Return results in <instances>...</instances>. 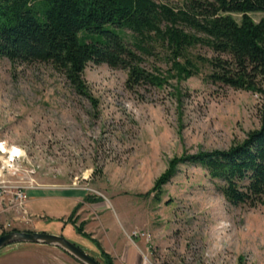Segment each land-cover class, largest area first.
Segmentation results:
<instances>
[{"label": "rangeland", "instance_id": "obj_1", "mask_svg": "<svg viewBox=\"0 0 264 264\" xmlns=\"http://www.w3.org/2000/svg\"><path fill=\"white\" fill-rule=\"evenodd\" d=\"M192 53L215 56L206 46ZM141 66L159 70L164 85L130 87L127 70L89 63L79 94L50 64L0 56V143L22 155L16 181L57 188L32 199L30 220L8 211L4 231L32 230L36 220L37 231L62 235L99 263L74 227L113 256L133 246L142 264H264V206L230 204L195 163L178 164L161 193L153 190L174 159L226 150L259 129L264 96L214 83L203 62L196 75L175 74L160 48L141 54ZM53 263L81 264L65 252Z\"/></svg>", "mask_w": 264, "mask_h": 264}, {"label": "trees", "instance_id": "obj_2", "mask_svg": "<svg viewBox=\"0 0 264 264\" xmlns=\"http://www.w3.org/2000/svg\"><path fill=\"white\" fill-rule=\"evenodd\" d=\"M257 12L264 13V0H189L180 7L158 0H0V56L14 64H50L77 93L86 94L83 74L89 63L127 70L130 87L163 86L166 77L159 70L141 66V54L160 48L175 74L196 75L203 62L214 83L264 96V17L257 22L248 17ZM197 46L215 56L194 55ZM185 162L200 164L219 181L230 204L264 206V107L259 129L243 141L174 159L156 180V195ZM74 228L97 247L101 264H113L97 241Z\"/></svg>", "mask_w": 264, "mask_h": 264}, {"label": "crops", "instance_id": "obj_3", "mask_svg": "<svg viewBox=\"0 0 264 264\" xmlns=\"http://www.w3.org/2000/svg\"><path fill=\"white\" fill-rule=\"evenodd\" d=\"M49 188L51 189L56 187H47V188L39 187L30 190L28 192V199L26 201V211L29 215H33L36 212L32 204V199H37L36 197L43 196L44 189H49ZM4 208H5L4 205L0 201V235H2V232L6 230L7 225H9L10 223L8 220L9 219L8 211L5 210ZM35 221L32 222V226L34 228L29 231L41 232V231H37V229L35 228V224H36ZM55 235H59V234L55 233ZM94 241L97 240L94 238ZM18 245H23V246H19L16 248V244H11L0 249V264H54L53 263L54 256H59L60 253L65 252L60 248L50 245H44V244L23 243ZM92 245L94 248L91 246H87L86 248L91 252H95V254L99 253L97 247L93 243ZM124 246L126 248L120 246V248H118L119 251L116 250V252H114L115 256H113V254L110 251L104 249V247L102 246L100 247L105 251V253H107L112 257L113 264H142L140 262V255L138 250L133 246H129V245H124ZM32 252L34 253V255L30 257L29 254H31ZM117 259L119 260V263H117Z\"/></svg>", "mask_w": 264, "mask_h": 264}, {"label": "built area", "instance_id": "obj_4", "mask_svg": "<svg viewBox=\"0 0 264 264\" xmlns=\"http://www.w3.org/2000/svg\"><path fill=\"white\" fill-rule=\"evenodd\" d=\"M1 144L5 146V143H0V201L4 205L5 210L15 213L17 211L20 215H23L24 220L27 218L30 220L31 215L26 211L28 192L40 186L34 184L33 180L27 182V184L16 181V172L22 166L19 163L22 155L19 152L16 153L15 149H6L5 151ZM5 160L7 161L6 163L4 162ZM13 176L15 178H10Z\"/></svg>", "mask_w": 264, "mask_h": 264}, {"label": "water", "instance_id": "obj_5", "mask_svg": "<svg viewBox=\"0 0 264 264\" xmlns=\"http://www.w3.org/2000/svg\"><path fill=\"white\" fill-rule=\"evenodd\" d=\"M16 243L44 244L62 249L81 264H101L61 235L45 232L10 231L0 235V249Z\"/></svg>", "mask_w": 264, "mask_h": 264}, {"label": "bare ground", "instance_id": "obj_6", "mask_svg": "<svg viewBox=\"0 0 264 264\" xmlns=\"http://www.w3.org/2000/svg\"><path fill=\"white\" fill-rule=\"evenodd\" d=\"M4 145V144H3ZM4 150H5V147L4 146H1Z\"/></svg>", "mask_w": 264, "mask_h": 264}]
</instances>
